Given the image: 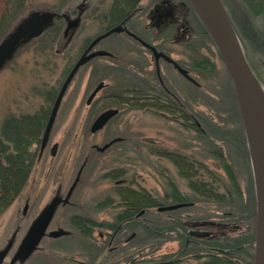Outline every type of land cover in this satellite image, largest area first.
<instances>
[{
    "label": "rangeland",
    "instance_id": "1",
    "mask_svg": "<svg viewBox=\"0 0 264 264\" xmlns=\"http://www.w3.org/2000/svg\"><path fill=\"white\" fill-rule=\"evenodd\" d=\"M80 1L0 0V42L31 13L70 12ZM222 1L240 36L243 53L258 83L264 87V8L262 10L258 6L262 0ZM107 5L105 3L103 6ZM193 10L188 14L193 35L189 40H181L175 46L177 50L174 54L185 61L186 52L198 62L207 56L213 63V66L203 70L205 72H196L201 87L190 90L191 100L195 102L194 114L211 139L206 140L194 131L183 129L173 120L162 119L139 104L126 105L123 101L103 100L111 93L128 95L124 72L112 66V61L100 59L96 64L80 69L62 101L48 148L44 153H38L26 187L0 215L2 264H9L34 219L53 199L63 198L72 187L70 198L74 205L58 204L51 226V230L62 231V236L46 237L35 252L23 258L20 264H107L113 258L109 254L108 233L112 234L114 229L104 224L116 226L122 213L120 203L121 197L126 196L125 188L129 185L144 189L159 200L161 192L168 190L169 183L177 174V167L173 163L175 154L193 158L197 164L204 162L212 172L222 177L229 190L232 189V182L223 163L233 171L241 187L253 177L250 149L233 82L215 42L201 34L208 31L197 17L194 5ZM105 22L102 19L89 22L88 18L84 30L73 28L66 33L63 21L56 19L49 24L44 38L22 42L15 56L0 66V127L8 119L18 120L23 115L41 110L49 112L82 46L89 38L96 36L93 34L101 32ZM52 35H59L53 46L50 43ZM167 36L172 35H164L165 38ZM121 48L116 53L124 61L123 53L125 55L129 50ZM107 64L110 66L107 67ZM99 81L108 85L96 98V101L101 97L102 100L87 105L86 99ZM187 88L188 85L180 78L175 90H184L185 94H189ZM115 106L120 113L105 128L91 133L96 116L102 110ZM233 128H240L241 133L236 135ZM116 137H123L124 141L111 145L103 152L95 148V145L103 147ZM185 140L191 141L189 145H195L194 149L189 148V151L184 148L182 145L188 144ZM54 144L58 148L55 155H51ZM218 151L222 152L223 159L216 155ZM180 180V185L186 188L187 180ZM238 201H234L235 210L241 213ZM26 205L28 208L24 213ZM229 210H233L232 207ZM78 216L94 222L93 238L85 236L78 229ZM141 219L157 229L161 216L153 207L148 208ZM81 226L91 230L92 225ZM133 231H138V237L125 249L114 253L117 264H125L135 255L138 256L141 241H145L143 246L146 247L143 249L147 258L156 261L161 238L156 234L150 235L144 226L141 229L136 226L124 229L119 238L124 240ZM169 237H172L171 233ZM176 246L171 242L164 246L163 251L170 252Z\"/></svg>",
    "mask_w": 264,
    "mask_h": 264
},
{
    "label": "flooded vegetation",
    "instance_id": "2",
    "mask_svg": "<svg viewBox=\"0 0 264 264\" xmlns=\"http://www.w3.org/2000/svg\"><path fill=\"white\" fill-rule=\"evenodd\" d=\"M105 3L108 5L103 6ZM101 8L103 10H100ZM192 10L191 0H101L99 2L82 0L77 4L75 10L61 12L62 16L59 19L63 21L64 32L66 33L73 28L84 30L85 20L88 18L89 22L96 19L106 21L102 25L101 32L93 34L96 36L89 38L82 46L77 61L97 37L119 27V30L100 40L88 52L91 54L95 51H105L109 55L96 56L80 68L83 69L96 64V61L100 59H108L112 61L110 63L112 66L119 67L124 72L127 86L125 91L128 92V95L121 96L111 93L104 96L103 100L123 101L126 105L139 104L148 112L151 111L162 119L173 120L179 123L183 129L194 131L197 133L196 135H201L207 140L211 139L210 134L203 128L202 123L194 114L195 102L191 100L190 90L201 87V83L196 79V72H205L203 70H206L208 63L210 68L211 59L205 56L202 62H198L189 53L184 52L186 57L183 61L174 54V51L177 50L175 46L179 45L180 41L185 40V38L189 40L190 35H193L192 26L188 19V14ZM99 11L102 12L97 14L96 12ZM201 34L205 35V39L208 37L211 40L207 32H201ZM164 35L172 36L165 38ZM121 47H126L129 50L126 51L125 55L123 53L124 61L116 53L117 50L123 49ZM154 50L167 58L163 55L156 57ZM174 62L184 69L186 74L181 72ZM106 66L110 65L107 64ZM180 78L188 85L189 94H185L184 90H175ZM100 83L104 82L99 81L89 93L86 99L87 105L96 104L102 100V97L97 101L96 98L108 86L105 83L91 98L93 91ZM108 109H118L120 113L118 107H109L102 110L96 118ZM50 112L51 110L48 117ZM209 121L211 122V120ZM239 129L233 128L236 135L241 133ZM185 141L188 144H183L184 148L189 151L191 148L194 149L195 145H189L191 141ZM48 145L49 142L42 149L40 144L39 153H44ZM217 153L216 155L223 159L222 152L218 151ZM175 155L176 159L173 160V163L177 167L176 180L173 179L169 183L168 190L161 192L162 195L154 206L161 216L160 224L156 230V236L161 238L157 246L159 255L156 257V261L149 262L147 253L143 249L146 247V245L143 246L145 241H141L138 256L135 255L130 260V256H128L129 261L125 264H211L213 256L221 257L223 260L228 259L229 236L244 237L252 233L255 234L256 200L253 177L249 179L250 182H245L244 187L246 189H244L238 183L233 171H230L228 165L223 163L227 176L232 182V189L229 190L222 177L212 172L204 162L199 161L197 164L193 158ZM181 178L187 180L186 188L180 185ZM66 196L67 194L61 199ZM70 196L68 201L59 204L73 206ZM236 199H239L241 213L235 210L234 201ZM120 204L122 205V213L116 226L111 223L106 224L109 225L110 229H114L112 234L108 233L109 254L113 258H110L111 260L107 264H117L115 254L125 249L138 237V231H133L126 239H120L123 230L132 226L141 229L144 224H147L141 219L148 210L147 207L134 209L130 214L128 209L131 207L127 208V206H131V204L129 202ZM26 206L28 207V205ZM172 206L177 207L166 209ZM231 207L233 210H229ZM54 219L55 216H53L48 231H52L51 226ZM91 225L88 223V227L91 226L92 228L94 222ZM170 233L172 234L171 238L169 237ZM171 242L177 245L176 249L164 252V246ZM244 246L245 244L241 247ZM80 264H89V262H81Z\"/></svg>",
    "mask_w": 264,
    "mask_h": 264
},
{
    "label": "water",
    "instance_id": "3",
    "mask_svg": "<svg viewBox=\"0 0 264 264\" xmlns=\"http://www.w3.org/2000/svg\"><path fill=\"white\" fill-rule=\"evenodd\" d=\"M191 2L196 9L194 0H191ZM205 2L208 7L210 26L207 27L203 21L202 23L215 42L232 77L247 142L250 149L256 193V237L254 244L253 264H264V137L259 133L256 126V119L253 116V108L250 102L251 92L248 83V71L257 82L258 80L255 77L246 56L243 53L241 45H237L233 31L237 34L239 39L240 36L233 26L223 1L205 0ZM196 12L198 14L197 9ZM61 16L62 15L59 13L54 12L31 13L11 34L4 38L0 43V65L5 63L11 56L14 55L17 46L23 40L41 36L47 23L51 22L55 17ZM117 30H119V27H115L105 34L97 37L69 72L56 96L49 118L47 120L41 140L42 149H44L49 142L62 100L79 68L96 56L109 55V53L105 51H95L91 54H88L89 50H91L100 40ZM154 53L156 57L163 55L162 53H157L155 50ZM174 63L181 72L186 74L184 69H182L176 62ZM103 84L104 83H100V85L93 91L91 98L100 90ZM118 112V109H108L102 112L92 123L90 131L95 133L104 128L109 120L113 118ZM120 140L121 138H115L105 144L103 147L96 146V149L103 152L112 144ZM56 148L57 144H55L51 150L52 155L55 154ZM72 189L73 187L68 191L67 196L64 199H53L50 204L38 215L24 235L16 252L11 257L9 264H18L23 258L31 255L38 248L43 238L47 235L52 237H58L62 235V231H51L48 233L47 230L53 219L57 205L60 202L68 201L69 196L72 193ZM176 207L177 206H172L166 209H173ZM26 209L27 207H25L24 213L26 212ZM2 262L3 255H0V264H2Z\"/></svg>",
    "mask_w": 264,
    "mask_h": 264
},
{
    "label": "trees",
    "instance_id": "4",
    "mask_svg": "<svg viewBox=\"0 0 264 264\" xmlns=\"http://www.w3.org/2000/svg\"><path fill=\"white\" fill-rule=\"evenodd\" d=\"M122 1V0H116ZM129 1V0H127ZM260 9L264 8V0L258 3ZM257 11V13H259ZM48 30V29H47ZM47 30L44 34L47 33ZM1 35V30H0ZM42 35L39 38H44ZM1 37V36H0ZM59 35H52L50 43L53 46ZM36 38V39H39ZM35 40V39H30ZM208 63V67H209ZM213 66V63H211ZM51 95V94H50ZM54 96V94H52ZM48 111H38L35 114L23 115L20 119H8L0 127V215L20 196L31 176L36 159L38 158L41 137L48 118ZM126 196H122V202H129L131 209L140 207L153 208L158 200L150 192L133 188L127 185ZM128 194V195H127ZM79 218L78 229L85 236L93 238V229L82 228V224L91 225V221ZM88 222H87V221ZM106 225V224H105ZM95 226V224H94ZM109 226V225H106ZM145 230L150 235H155L156 230L149 224H144ZM255 234L249 236L228 237V259L213 256L211 264H252L254 251ZM245 244L244 247H241ZM153 261L151 259L148 260Z\"/></svg>",
    "mask_w": 264,
    "mask_h": 264
},
{
    "label": "bare ground",
    "instance_id": "5",
    "mask_svg": "<svg viewBox=\"0 0 264 264\" xmlns=\"http://www.w3.org/2000/svg\"><path fill=\"white\" fill-rule=\"evenodd\" d=\"M198 16L201 21L208 27L210 26L209 12L205 0H194ZM237 45H241V41L237 34L233 31ZM248 83L250 86V102L252 105L253 116L256 119V126L259 133L264 137V87L260 85L248 71Z\"/></svg>",
    "mask_w": 264,
    "mask_h": 264
}]
</instances>
